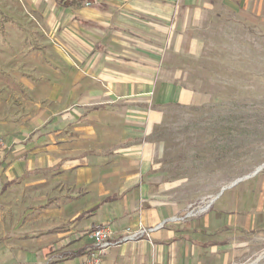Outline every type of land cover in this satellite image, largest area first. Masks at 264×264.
I'll list each match as a JSON object with an SVG mask.
<instances>
[{
    "label": "crops",
    "instance_id": "0c3cea01",
    "mask_svg": "<svg viewBox=\"0 0 264 264\" xmlns=\"http://www.w3.org/2000/svg\"><path fill=\"white\" fill-rule=\"evenodd\" d=\"M24 1L42 27V63L1 84L15 93L0 114L10 263L77 264L87 231L103 224L115 237L158 229L101 264L254 262L264 249V175L243 192L234 189L248 182L237 179L192 200L191 183L164 177L149 136L167 106L202 99L179 60L199 57L208 20L242 15L263 28L264 0ZM196 202L210 209L184 217Z\"/></svg>",
    "mask_w": 264,
    "mask_h": 264
},
{
    "label": "rangeland",
    "instance_id": "374dc122",
    "mask_svg": "<svg viewBox=\"0 0 264 264\" xmlns=\"http://www.w3.org/2000/svg\"><path fill=\"white\" fill-rule=\"evenodd\" d=\"M37 17L24 0H0L2 115L12 107L15 93L2 91L1 84H17L24 70L41 66L42 27ZM222 17L213 16L198 32L203 40L199 57L179 60L189 73L184 85L202 99L167 106L149 136L164 177L191 183L192 200L208 198L218 184L237 179L248 182L234 189L243 192L264 175L262 167L257 177L246 178L264 165V26L242 15ZM9 227L0 219V264H12ZM251 264H264V249Z\"/></svg>",
    "mask_w": 264,
    "mask_h": 264
},
{
    "label": "built area",
    "instance_id": "2783aa9c",
    "mask_svg": "<svg viewBox=\"0 0 264 264\" xmlns=\"http://www.w3.org/2000/svg\"><path fill=\"white\" fill-rule=\"evenodd\" d=\"M4 147V141L0 137V150ZM210 202H200L190 206L186 216H196L207 212L210 209ZM177 219V218H174ZM158 228L126 229L119 237H115V233L108 224L97 225L87 231V237L91 241L90 247L87 249L84 258L77 264H101L105 253L122 244L124 242H134L144 238H149L152 232Z\"/></svg>",
    "mask_w": 264,
    "mask_h": 264
},
{
    "label": "water",
    "instance_id": "95a60500",
    "mask_svg": "<svg viewBox=\"0 0 264 264\" xmlns=\"http://www.w3.org/2000/svg\"><path fill=\"white\" fill-rule=\"evenodd\" d=\"M262 167H264V165L259 166L258 168H256L255 171L253 172V174L258 173V172L262 169ZM246 178H247V177H246ZM240 180H242V179H238L236 182H239Z\"/></svg>",
    "mask_w": 264,
    "mask_h": 264
}]
</instances>
